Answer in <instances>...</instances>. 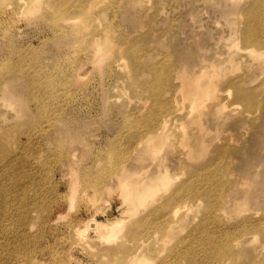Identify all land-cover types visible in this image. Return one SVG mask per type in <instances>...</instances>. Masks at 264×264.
I'll return each mask as SVG.
<instances>
[{"label": "rangeland", "instance_id": "rangeland-1", "mask_svg": "<svg viewBox=\"0 0 264 264\" xmlns=\"http://www.w3.org/2000/svg\"><path fill=\"white\" fill-rule=\"evenodd\" d=\"M256 1L0 0V264H264V29L242 33ZM210 64L205 108L178 84ZM157 109L211 144L191 163L161 150L174 181L126 212L121 169L154 171L136 159ZM109 210L119 228L97 238Z\"/></svg>", "mask_w": 264, "mask_h": 264}, {"label": "bare ground", "instance_id": "bare-ground-1", "mask_svg": "<svg viewBox=\"0 0 264 264\" xmlns=\"http://www.w3.org/2000/svg\"><path fill=\"white\" fill-rule=\"evenodd\" d=\"M258 2L259 1L257 0L255 4H258ZM246 14L248 16L246 18V22L242 33L244 36H246V38L254 37V34L258 33L257 29L258 30L264 29V12L259 7L253 13H250L249 9H247ZM257 43L264 44V37L262 39H257ZM205 60L206 58H203V61ZM194 67H196V65H192V68ZM216 68H217V64L215 65L210 64L209 67H204L201 70L202 72L201 74H199L200 77H209V80H207V83L204 85L198 84L197 81L192 82L193 79L194 80L200 79L199 77H196L194 74L188 76L183 75L184 77L180 78L182 79V82L181 83L179 82L178 84V87L181 88L180 95L187 96L188 99L194 104L199 99H201V101H203L204 98L205 100L215 99L213 103H206L205 108L208 107L209 105H211V107L216 105L217 98H215L214 95L215 92L219 90H216L217 86L214 83L213 79L222 76V73L217 72ZM180 90L177 89L176 92ZM155 115L158 117L156 118L155 121H152L149 124L148 132L146 134L145 139L143 138L137 139L138 140L137 142H139L138 144L139 145L143 144L144 146L140 147V149L138 150L139 151L138 158L136 159V163L138 164V162L142 161L144 157H149L147 158L149 159V165L151 166L152 169H154V171L144 181L140 179V175H139L140 173L136 170L134 171L133 168L136 169V166L134 167L132 166L133 168L128 167V169L126 167H122L121 169V176L123 177V179H125L121 181L122 191L126 193V195L128 196V200H124V203L127 206V209L125 210L126 212H131L133 206L137 204L136 202H139V204L142 203L144 201L143 200L144 197L148 193H151L153 191L156 192L161 187L170 185L172 181H174L175 175L170 172L172 165H169V163L167 164V159H168L167 155L159 156L161 150H164V148H167L170 145L176 143L179 145L177 146L180 152H183L184 158L190 162V160H195L196 158L193 148H197V147L204 148L205 146L211 144L210 142L205 141L201 137L199 131L186 133V135H184L183 133L176 135L174 124L170 122V119L174 117L173 114L168 113L165 116H163L164 114H162V111H160V109H157ZM42 132H44V129H41V133ZM228 140H233V137L228 138ZM177 152L178 151H176V153ZM176 158L179 167L188 168V165L185 166L183 164L184 162H181V159H179V157ZM163 161H165V163ZM19 162L22 163L23 160L21 161L19 160ZM116 176L121 178L120 173L118 172ZM234 176H239V175L235 173ZM240 192L241 189H231L229 193L230 196L233 197L235 200V206H234L235 208H240L248 203L247 199L239 198L237 196V194ZM21 193L22 195L25 194V188L21 187ZM170 193H171L170 196L175 195V193H173V189L170 191ZM21 205L23 207L26 206V204H22V203ZM165 206H166L165 203L161 205L162 208H164ZM156 209L159 211V207H157ZM176 211L177 210H174L169 213L170 219L168 223H170V226H173L174 224L176 225V223L178 222V220L175 219ZM221 212H223V209H219V215H217L214 212L215 217L212 214H209V216L211 217L212 220L218 219L220 218V214H222ZM209 216H207V220H209ZM106 217L108 218L107 220L109 221L106 227V232L102 228L103 225L100 223V221H95V222L93 221L89 225V230L92 231L91 233L97 234V238L101 237L103 239V237L106 236V233L110 234L119 228L120 222L117 221L118 219L113 215L112 211L110 210L107 211ZM148 217L150 218V216ZM207 240L210 243L212 242L211 239H207ZM140 256L143 257V255ZM141 259L143 258H140V260Z\"/></svg>", "mask_w": 264, "mask_h": 264}]
</instances>
